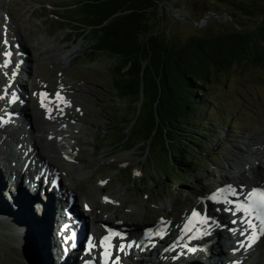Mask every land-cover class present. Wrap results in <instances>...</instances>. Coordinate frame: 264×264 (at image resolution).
<instances>
[{"label":"rangeland","instance_id":"374dc122","mask_svg":"<svg viewBox=\"0 0 264 264\" xmlns=\"http://www.w3.org/2000/svg\"><path fill=\"white\" fill-rule=\"evenodd\" d=\"M244 1L249 3L250 0ZM2 2L18 24L26 27L22 29L18 25L24 36L17 41L10 39L7 44V48L16 50L17 55H11V58L19 62L15 63L19 68L14 80L23 86V80L36 79V83L45 86L50 96L52 91L59 90L57 82L61 79V82L65 81L71 86L68 92L59 90L63 100L68 96H76L81 104L89 107L86 125L91 133L80 135L77 140L84 144L88 152L94 153V160L86 170L91 174L89 181L77 185L71 180L76 187L83 186L67 188L76 200L87 202L88 196H92L91 187L96 182L105 181L104 194H113L120 191V188L124 191L125 209L135 205L139 207L143 203L148 208L134 215L131 220H135V224L132 225H150L159 217L170 220L180 212H187L194 198L204 199V193L219 189L225 182L237 181L239 177L225 174L229 170L227 153L234 145H240L248 136H254L263 141L261 146L264 149V62L256 65L244 61L234 62L229 70L212 76L213 90L205 100L213 102L214 106L208 102L202 104L201 111L196 112L192 118L194 122L215 125L214 132H209L213 130L211 128L206 131L210 137L206 142L208 153L205 159L197 158L200 166L190 170L180 168L181 172L174 170L169 163L168 151L161 142L162 138L160 141L155 140L149 147L146 130L149 127L151 91L148 89L147 93L141 94L139 100L126 102L118 99L109 87L113 59L102 55H87L95 43L96 30L84 26L91 21L89 17L85 18V12L89 9L84 5L85 0ZM2 16L0 11V18ZM145 16L149 35L159 40L162 38L167 45L175 48L181 47L192 37L222 36L234 33L238 28L243 31L254 30L263 20L257 16L247 17L217 0H167L147 10ZM185 17L198 22V26L188 23ZM1 23L0 20V26ZM19 40L21 49H18ZM46 40L54 42L61 53L70 55L64 73L58 70L60 67L54 61L55 58L39 56L38 59L36 53H40L38 49L44 52L45 49L41 47L46 45ZM23 64L28 67L27 72L21 71ZM27 89V114L32 115L39 109L35 106L33 92L36 90L30 85ZM140 106L142 113L137 118ZM193 128L197 132L203 131L201 127ZM125 137L127 141H122ZM60 167H65L67 174L72 170L77 172V168L71 169L69 164ZM54 177L53 174L48 182L51 183ZM4 179L8 180L6 177ZM60 179L63 186L69 185L61 176ZM2 188L6 189V186ZM173 203L177 207L168 216L155 209ZM9 205L4 190L0 195V264H38L32 240L18 238L20 240L14 243L5 238L6 235H16L11 233L16 230V224L9 223L12 219L3 210L4 206L7 208ZM99 208H92V213L96 214ZM10 212L13 215L15 213L12 208ZM120 220L126 223L128 218L121 214ZM228 221V218L224 219L225 223ZM4 223L10 224L9 228ZM55 224L56 220L51 222L52 229L56 228ZM261 250L258 249V255L252 259H259ZM17 256L21 258L20 263L17 262Z\"/></svg>","mask_w":264,"mask_h":264},{"label":"bare ground","instance_id":"6f19581e","mask_svg":"<svg viewBox=\"0 0 264 264\" xmlns=\"http://www.w3.org/2000/svg\"><path fill=\"white\" fill-rule=\"evenodd\" d=\"M0 11L3 14L0 18L2 22L0 26V54H2L4 52H11V48L9 47L6 50L10 39L17 41L24 35L18 27V22L9 13V9L3 4L2 0H0ZM19 26L22 29L26 28L22 27V25ZM5 40L7 44L3 43ZM46 41V45H42L41 47L45 49L44 52H41L42 49H38L40 53H36L38 59H40L39 56H47L46 59L55 58L54 61L60 67L58 70L64 73L67 69V59L70 55L65 52L61 53L54 42ZM17 44L18 48L21 49V41L17 42ZM13 55L17 54L14 52ZM4 60H8L9 64L7 67L0 68V96L3 97V99H0V186H6V189H4L5 197L10 203L7 208L4 206L3 210L12 219L9 223L12 222V225L16 224L14 232L8 230L9 233L11 232L16 235L5 234V238L14 243L20 239L24 241L25 239L32 240L38 264H71L75 251L60 235L62 229L54 230L51 228V222L59 218V215L63 216L65 210L67 213H76L80 218L86 217L87 223L99 228L102 232V223H114L120 219L121 214L128 218L127 222L135 223V220H131L134 215L148 208L143 203L139 207L135 205L131 209H125L123 207L125 199L123 196L124 191L120 188V191L113 194H104L103 191L106 188L105 181L96 182L91 187L92 196H88L87 202H77L70 205L65 201L67 198L64 197L60 198L59 202L54 203L55 194L57 193L50 197L52 198L51 200L42 201L38 198L42 190L49 189L48 181H50V176L55 170H58L60 176L69 183V185H62L64 189L61 194L68 193L67 188L70 186L76 189L83 186L76 187L72 181L77 185L83 184L86 180V182L89 181L91 174H88L86 170L94 160V153L88 152L89 150L84 147V144L77 140L80 135L91 133L86 125L88 123L86 116L87 112H89V107L81 104L76 96H68L64 100H52L53 92L50 96L47 93L45 95V101L48 104L47 111L39 108L35 114L29 115L27 114L28 105L24 106L21 103L14 107L10 104V98L17 96L22 101L26 100V96H24L25 87L23 88L22 84L14 80L13 76L17 75L16 70L18 67L14 66V64L11 65L10 56L0 55V63H3ZM13 62L16 61L14 60ZM27 69L28 67L23 64L22 72H27ZM35 82L36 79L29 83L32 84L33 89L40 86L35 96V106H38L40 104L38 103L37 92L46 88ZM23 84L26 87L29 85L27 81H23ZM57 86L64 92L71 90V86L65 81L61 82V79L58 80ZM6 96L7 99H5ZM5 111H11L16 117L7 118V114H4ZM262 142L259 138L248 136L246 141L240 142V145H234L228 151L227 161L229 170L225 174L226 176H237L239 178L234 182L226 179L228 182L222 184L220 188L223 192L221 198L236 200V204H240L239 200L242 199L241 194L247 192L248 188L251 187L252 189L253 186L264 187V149L261 146ZM40 145L42 146L40 147ZM25 154V159L21 160ZM27 161L29 162L28 167L25 166V162ZM67 164L72 166L71 169L76 167L77 172L72 170L70 174H67L64 171L65 167H60L62 165L67 166ZM18 168H20L24 178H18L17 181H14L11 178L13 174L12 170ZM42 171L44 174L40 175ZM232 171H235V173ZM250 175H255V177H251ZM38 176L40 180L38 183L40 184L38 191L35 193L34 178ZM4 177L8 180H5ZM229 186H231V191L236 193L235 196L231 194V191L228 193ZM186 203L188 202L186 201ZM85 204L89 205L87 210L84 209ZM191 204L192 209H198L199 206L206 207V210L211 208L209 202L204 203L198 197L194 198ZM96 206L100 208L94 214L91 208H95ZM176 207V203H173L171 205L158 206L155 209L160 210L164 215L168 216L171 212L175 211ZM11 208L15 212L14 215L12 214L13 212H10ZM226 210V207L220 208V217H214L208 212L203 215V217L209 218L208 224L203 226L207 229L210 237L199 240L200 245L205 246L203 251L201 249L195 251L191 258H187L186 262L181 264H263L264 236H260L258 241V246L262 248L259 259H252L253 247H245L242 244V241L249 238V233L243 231L246 227L242 230L244 235L241 234L237 238L232 237L231 233H238L241 229L236 231V228H232L230 223H224L225 218H228L230 221L233 219L227 216ZM109 211L110 214L108 215ZM184 212H180L170 218L173 224L176 222V224H181L183 222L185 219V216L183 217ZM4 224L9 228L10 224ZM222 225L223 227L220 228ZM139 228H142V225L130 226L126 238L129 242H135L140 237V234L138 235ZM132 229L134 230L131 232ZM53 230L54 235L52 234ZM170 231L173 232V229L170 228ZM161 250L146 251V256H142L139 248L134 246L132 250L134 255H131V252L129 254L122 253L118 264H170L168 260H173L174 256L171 255L173 256L171 259L167 254H163ZM113 255H117L116 251ZM17 257V262L20 263L21 258ZM176 257L180 259V256L177 254Z\"/></svg>","mask_w":264,"mask_h":264},{"label":"trees","instance_id":"16d2710c","mask_svg":"<svg viewBox=\"0 0 264 264\" xmlns=\"http://www.w3.org/2000/svg\"><path fill=\"white\" fill-rule=\"evenodd\" d=\"M85 1L89 7L85 18L91 21L84 26L96 30L95 43L87 55L113 59L111 92L128 102L151 91L146 130L149 147L162 138L174 170L183 172L181 169L200 166L197 158L205 159L208 153L206 142L210 137L206 131L211 128L209 132H214L215 125L194 122L192 118L201 111L202 104L214 106L205 100L213 90V75L229 70L234 62H264V0H217L247 17L263 20L254 30L238 28L222 36L192 37L179 48L149 35L145 12L167 0ZM141 113L140 106L137 118Z\"/></svg>","mask_w":264,"mask_h":264},{"label":"snow or ice","instance_id":"6c2138e0","mask_svg":"<svg viewBox=\"0 0 264 264\" xmlns=\"http://www.w3.org/2000/svg\"><path fill=\"white\" fill-rule=\"evenodd\" d=\"M3 43L7 44V41L5 40V41H3ZM0 55L7 57V56H10L11 53L10 52H4ZM8 64H9V61L4 60L3 63H0V68L7 67ZM41 95H45V94H41ZM56 96L60 100H63V97L60 96L59 92L56 93ZM0 99H3V97L0 96ZM65 103H67V102L65 101ZM41 106L42 107L44 106L43 100L41 101ZM61 111H62V109H61ZM228 191H231V186H229ZM231 194L233 196L236 195V193L234 191H231ZM222 195H223V192L218 193L216 195H213V196L209 197V199L214 200L216 202H220L218 197L222 196ZM246 201L247 202L243 203V204H233V201H231V200H225L224 202L233 205V207L229 210L233 211L234 214L240 213V214H243L245 216V220L243 222L248 226L249 229L252 230L251 231V239L253 241H255L260 236H264V189L253 190L252 192H250L248 194ZM192 216L193 217H200V213L193 211ZM208 222H209L208 217H206V216L200 217V223L202 225H207ZM161 223H164V221H161ZM185 228L188 229L189 231H191V229L188 227V225H185ZM114 235H119V234H114ZM146 235H150V233H146ZM121 238H123V237H121ZM110 240H111V237H105L104 240L101 241V245L104 246L105 241L110 242ZM134 245L139 247V244L132 242V243H129L127 245L120 244L118 246V248L120 251H124L126 247L130 248V247H133ZM89 246H90V250L92 247L95 246L94 242L91 239L89 240ZM109 246L116 247L115 245H109ZM190 251H195V249H190Z\"/></svg>","mask_w":264,"mask_h":264},{"label":"water","instance_id":"95a60500","mask_svg":"<svg viewBox=\"0 0 264 264\" xmlns=\"http://www.w3.org/2000/svg\"><path fill=\"white\" fill-rule=\"evenodd\" d=\"M161 3H162V2H161ZM161 3H159V4H161ZM207 18H208V17H206L205 20H207ZM185 19H186V21H187L188 23H190L191 25L196 26V27L198 26V22H194L193 20L188 19V18H186V17H185Z\"/></svg>","mask_w":264,"mask_h":264}]
</instances>
